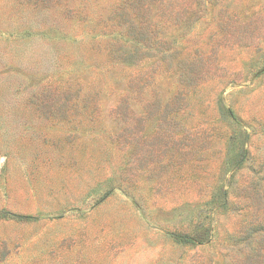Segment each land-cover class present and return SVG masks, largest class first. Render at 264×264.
I'll use <instances>...</instances> for the list:
<instances>
[{"label":"rangeland","instance_id":"rangeland-1","mask_svg":"<svg viewBox=\"0 0 264 264\" xmlns=\"http://www.w3.org/2000/svg\"><path fill=\"white\" fill-rule=\"evenodd\" d=\"M0 264H264V0H0Z\"/></svg>","mask_w":264,"mask_h":264},{"label":"trees","instance_id":"trees-1","mask_svg":"<svg viewBox=\"0 0 264 264\" xmlns=\"http://www.w3.org/2000/svg\"><path fill=\"white\" fill-rule=\"evenodd\" d=\"M23 218L29 219V217H23Z\"/></svg>","mask_w":264,"mask_h":264}]
</instances>
